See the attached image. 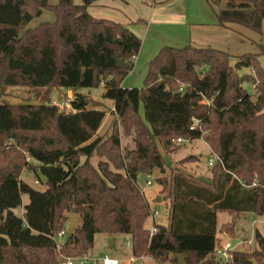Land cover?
Segmentation results:
<instances>
[{"label": "trees", "instance_id": "trees-1", "mask_svg": "<svg viewBox=\"0 0 264 264\" xmlns=\"http://www.w3.org/2000/svg\"><path fill=\"white\" fill-rule=\"evenodd\" d=\"M0 0V87L45 91L42 103H0V264H61L89 255L97 235L131 237L132 256L178 264H220L218 214L264 216V69L259 55L232 66L214 48L167 46L149 63L144 86L124 89L142 41L127 26L89 13L101 0ZM220 7L218 27L262 35L264 0H208ZM44 11L55 20L28 29ZM264 54V47L261 48ZM242 68L252 75L239 76ZM84 69V71H83ZM238 75V78H236ZM243 83L254 87L248 93ZM103 87L114 103L113 131L99 132L106 112L82 90ZM74 93L71 112L52 104L53 90ZM143 106L144 115H141ZM199 121L193 129L194 121ZM118 123L132 147H123ZM201 139L212 156L209 182L178 174L159 180L169 190V225L146 227L152 210L137 184L140 175L165 173L178 140ZM27 156L37 165L27 163ZM98 163H93V158ZM35 173L45 189L21 180ZM38 174L46 178L42 183ZM29 203L23 207V196ZM23 208L18 216L16 210ZM80 227L58 251L67 215ZM234 233L235 225L221 228ZM232 236H234L232 234ZM253 253L238 249L231 264H264V236Z\"/></svg>", "mask_w": 264, "mask_h": 264}, {"label": "rangeland", "instance_id": "rangeland-1", "mask_svg": "<svg viewBox=\"0 0 264 264\" xmlns=\"http://www.w3.org/2000/svg\"><path fill=\"white\" fill-rule=\"evenodd\" d=\"M169 0H101L94 6L91 10V14L99 19L112 20L116 23L126 24L135 23L133 25L134 30L143 40H145L144 49L141 54H139V60L137 61V66L134 67V73L131 78V82L135 83V86L143 87L147 76L148 68L146 65L147 53L155 47L153 43V31L156 30V35L159 36L160 32L158 29H152L149 39L145 37V32L147 30V24L139 20L144 19L145 21L152 23L154 19V3H166ZM78 4H82V0L77 1ZM172 7L171 5L169 8ZM220 7L215 6L208 0H179L176 6L173 7V11L179 10L183 15L187 16L188 22L191 24H196L199 28L194 30L195 39L205 41L203 44H208L212 48L224 51L230 55V63L235 66L239 63V58L246 54L259 55V61L261 67L264 69V54H261V48L264 47V25L262 35L256 34L249 31L243 27L234 25L229 30H218L206 36L205 28L200 25H206L211 20H217V13ZM179 12V13H180ZM55 16L49 11H44L42 16L33 20L28 29H35L42 24L54 22ZM166 36L172 35L173 30L167 29L163 31ZM157 37V36H156ZM147 39V40H146ZM195 48H207L203 45H199V42L192 44ZM238 75L250 76L252 75L251 69L242 68L238 71ZM244 89L250 94H254V87L251 84L243 83ZM82 93L89 95V99L93 102V107H98L106 112V119L99 132V137L106 138L111 135L113 131V123L116 120L114 116V110L112 111V101L106 100L104 98L105 90L103 87L93 90H82ZM45 96V91H38L29 88L22 87H0V103H10V104H33L37 105L42 103ZM74 99V93L72 91L69 94H64L60 90H53L51 94V101L54 105L55 103L61 105L68 100ZM61 111H65L61 106L59 107ZM67 111V110H66ZM141 115H144L143 106L141 108ZM121 144L123 147H132V143L128 140V137L124 134L121 123H118ZM159 151L163 155L167 162V168L165 173L161 171H155L153 174L140 175L137 179V184L144 192L145 198L150 205L152 212L159 210L162 215V219L166 220L168 217L165 207L170 203L169 200V190L164 191V188L159 184V180L168 179L171 181L174 176L178 174H183L191 180L196 182H209L212 179V167H210V159L213 158L209 146L201 139L194 140L192 142L187 141L179 144H175L172 151H165L161 146H159ZM27 163L30 165H37L29 156H27ZM98 158H93V163L97 164ZM21 180L30 186L43 190L45 187L39 183L35 173L30 169L23 170L21 174ZM152 183L151 186L147 185V182ZM23 204L29 203V197L23 196ZM160 199L158 202L157 200ZM22 208L16 210L18 216L22 215ZM160 219V218H159ZM157 220L155 222H162L163 220ZM164 220V224L167 222ZM170 221V220H169ZM227 224H234V233H227L221 228ZM153 222L151 218L146 224L148 229H151ZM218 236L222 242H229L233 248L238 249L242 247L244 250H248L249 253H253L257 247L255 242V233L260 232L264 236V216H257L251 213H245L240 215L239 218L231 216L229 213L218 214ZM69 230V224L67 226ZM232 234L234 236H232ZM114 238V237H111ZM107 235H97L95 238L94 249L88 253L89 258H94L98 261L92 264H102L101 258L108 256L109 258H115L120 260L121 264H127V256L130 257L131 253V239L124 236L118 235L116 237V249L111 250L109 247V239ZM129 242V244H128ZM148 259L138 262L137 264H174L173 256H170L167 260H157L150 256H146ZM75 264H78L75 262Z\"/></svg>", "mask_w": 264, "mask_h": 264}, {"label": "crops", "instance_id": "crops-1", "mask_svg": "<svg viewBox=\"0 0 264 264\" xmlns=\"http://www.w3.org/2000/svg\"><path fill=\"white\" fill-rule=\"evenodd\" d=\"M178 1L179 0H169L166 3L155 2L154 3V7H153L154 8V19L152 20V23H149V22L145 21L144 19L139 20V23L142 22L144 24H147V30L145 32V37H147V39L152 37V36H150V33H151L153 28L154 29H158L159 32H160V34L158 36V35H156V30L153 31L154 37H153V41L152 42L155 43L156 45H155V47L150 49V51L147 53V56H146V62L147 63L145 65V68H148L149 63L157 56V54L164 47H167V46L182 48V47H186V46H189V45L192 46V44L196 43V41H197V42H199V45H203L204 47H207V48H212L207 43L203 44L205 41L204 40L202 41L201 38L198 39V40L195 39L194 30H196V28H199L196 24H192V23L190 24L188 22L187 16L183 15L179 10H176V11L171 10V9H173L174 6H176ZM170 5L172 7L169 8ZM92 8L93 7L89 8V13L91 12ZM92 16L94 18H96V19H99V18L95 17L94 15H92ZM123 25L127 26L138 38L141 39V36L138 34V32H136L134 30L135 28H133L134 27L133 25L136 26L135 23H126V24H123ZM200 26H202V28H205V32L204 33H206V36H209L208 34L212 33L213 31H218L219 29L220 30H224V29H221V28L218 27V22L216 20H211V22H209L208 24L200 25ZM170 28L173 30L174 33L171 36L170 35L166 36V34H164L163 31L164 30L167 31V29H170ZM143 39L144 38H142V40H141L142 41V48H141V51H140L141 53H142V51L144 49V44H145V40H143ZM139 56L136 59L135 67L137 66V61L139 60ZM134 70H135V68H134ZM134 70L124 80V82L122 84V87L124 89H134V88L138 87V86H135L134 82H131V78H132V75L134 73ZM140 88H142V87H139L138 89H140ZM60 92H64V94H69L70 91L60 90ZM113 110H114V103H112V111ZM35 189H37V188H35ZM37 190H39V189H37ZM22 200H23V198H22ZM25 205H27V204H23V207ZM22 210H23V208H22ZM22 214H23V212H22ZM159 218H158L159 220H163L162 219L163 217H162L161 214H160ZM166 218H167L166 220L164 219L167 222L166 224H164V220H163V223L162 222H158V224L156 223V226H160L161 225V226H166L167 227L170 222H169V217H166ZM69 226H70V224H69ZM116 237H114L115 241H116ZM126 237L131 239L130 236H126ZM218 239L221 240L219 238V236H218ZM128 244H129V242H128ZM115 245H116V242H115ZM239 249H241V251H242V247H240ZM127 257H128V259L126 260L127 264H137L138 262H141V261H144V260L148 259V257H144V258H142L140 260L137 259L136 261L133 262V260H135V258L132 256V248H131L130 257L129 256H127ZM120 263H122V262L120 261Z\"/></svg>", "mask_w": 264, "mask_h": 264}, {"label": "built area", "instance_id": "built-area-1", "mask_svg": "<svg viewBox=\"0 0 264 264\" xmlns=\"http://www.w3.org/2000/svg\"><path fill=\"white\" fill-rule=\"evenodd\" d=\"M71 100L66 101L65 103H62L61 105L54 104L58 107H62L63 109L66 108V112H71L72 107H71ZM199 124V121L195 120L193 129H196V126ZM183 142H186L184 140H178V143L181 144ZM221 163L220 159L216 156H213L212 159H210L209 165L210 167H214L217 163ZM148 186H151L152 183L150 181L147 182ZM144 194V192H143ZM160 217V211L155 210L152 215H151V220L153 222V226L150 229V237L152 238L154 235L158 233V228L155 225L156 220ZM66 231H62L58 237H57V243H58V251L60 253L61 251V245L65 243L66 239ZM239 249V248H238ZM238 249H235L232 247V245L229 242H222L220 243L215 251V258L219 261L220 264H231L234 258V252H236ZM61 258V264H75L77 262L78 264H92L93 262H96L98 260L94 258H89L88 255H84L83 257H78V258H65L60 254ZM102 264H121L118 259L115 258H109L108 256H104L103 258L100 259ZM137 259L133 260L136 261Z\"/></svg>", "mask_w": 264, "mask_h": 264}, {"label": "water", "instance_id": "water-1", "mask_svg": "<svg viewBox=\"0 0 264 264\" xmlns=\"http://www.w3.org/2000/svg\"><path fill=\"white\" fill-rule=\"evenodd\" d=\"M84 71V69H83ZM236 78H238V75H236ZM39 178L41 179L42 183H45L46 182V178L43 177L41 174H38ZM158 202L160 201V199L157 200ZM67 219L69 220V230L67 231L66 233V239H65V243L67 244L70 240V238L72 237L73 235V232L78 230L79 227H80V219L77 215L75 214H69L67 215ZM115 238H111L109 239L108 243H109V247L111 250H115L116 249V245H115ZM245 250L242 249V252H244ZM176 258L178 259V264H186V261H185V256L182 255V254H179L176 256ZM250 263L251 264H258V262L255 260V259H251L250 260Z\"/></svg>", "mask_w": 264, "mask_h": 264}]
</instances>
